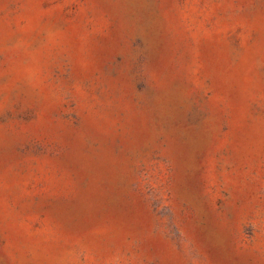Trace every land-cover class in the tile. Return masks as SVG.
Masks as SVG:
<instances>
[{
  "label": "rangeland",
  "instance_id": "rangeland-1",
  "mask_svg": "<svg viewBox=\"0 0 264 264\" xmlns=\"http://www.w3.org/2000/svg\"><path fill=\"white\" fill-rule=\"evenodd\" d=\"M0 264H264V0H0Z\"/></svg>",
  "mask_w": 264,
  "mask_h": 264
}]
</instances>
